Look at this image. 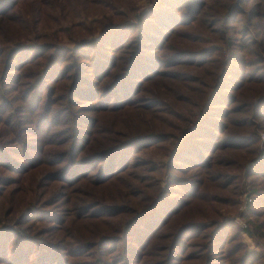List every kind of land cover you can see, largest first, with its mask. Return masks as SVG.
<instances>
[{"label": "trees", "instance_id": "16d2710c", "mask_svg": "<svg viewBox=\"0 0 264 264\" xmlns=\"http://www.w3.org/2000/svg\"><path fill=\"white\" fill-rule=\"evenodd\" d=\"M19 1L0 0V19ZM82 1L117 20L70 49L20 43L28 35L0 48V133L24 147L26 133H47L49 186L72 191L16 211L10 175L39 158L8 166L0 135V264H264V0H155L142 12L123 7L133 0ZM202 34L212 45L200 47ZM195 92L204 112L177 137L167 126L184 123ZM128 117L142 120L123 127ZM248 159L258 161L242 172ZM243 178L241 229L219 211Z\"/></svg>", "mask_w": 264, "mask_h": 264}, {"label": "rangeland", "instance_id": "374dc122", "mask_svg": "<svg viewBox=\"0 0 264 264\" xmlns=\"http://www.w3.org/2000/svg\"><path fill=\"white\" fill-rule=\"evenodd\" d=\"M154 2L155 0H133L131 2H123V7L126 8L133 4V7L135 10H137V12H142L144 9L151 7ZM83 4L84 3L82 0L19 1L16 7H14V9L9 12L7 16L0 19V48L6 49L7 47H10L13 43V37L15 39L17 36L22 37L28 35V37L23 39V42L20 43L35 44L38 43L37 39H39L40 36H45L46 38H44L43 41L56 39L58 44L70 49L76 42L74 39H93L100 33L101 24L117 20L115 19L116 12H112L110 9H108V12L100 13L99 10L101 9V6L95 4V2H93V6L95 5L94 7L89 5V7H92L94 10L91 9L90 13L85 14L83 8L85 6ZM237 5H239V3H237ZM120 10L123 11V9ZM10 32L13 34V36L10 34ZM202 36H204L203 40L205 43L200 47H209L212 45L205 34H202ZM252 37L255 38L254 34H252ZM203 89L204 87L202 90ZM197 90L199 91L200 88H197ZM152 93L155 97L157 91L152 90L147 97H150ZM191 102H193L194 105L189 112L187 110L183 114L184 123L173 120L167 126L171 127L172 132L177 137L189 127H191L196 121H199L201 112H204L203 97L199 92H195ZM36 117H38V114ZM158 117H160L159 119L162 121L165 116L160 115ZM34 118L35 117L31 116L27 122L30 120L34 122ZM122 120L126 121L125 119ZM141 120V117H128V121L122 122L121 125L123 127H126V125L136 127L141 122ZM160 120L159 123L161 122ZM25 127H34V125L31 123V125L27 124ZM62 127L63 126L53 127L51 130H59V128ZM249 130L251 129H245L243 131L246 132ZM60 132L61 133H56L55 139L66 136L65 134H62V131ZM256 132L259 140L258 144L260 147H263L264 139H262V137H264V131L261 129H256ZM0 135H2L4 139L8 140L5 141L6 143L4 145L7 150L4 155L8 156V158L12 160L10 164L9 162H5L8 166L12 168H19V164L27 166L29 163L28 158L30 156H33L37 159L39 158L38 161L32 162V164H35L33 166H29L24 172H16L10 175L11 177L9 178V182L11 185L7 187L6 191L4 192V196L6 202H8V204H13L16 211L21 209L25 212L28 208H33V205L30 202L37 200L43 196V194H46V190L49 193H59L61 197H67V195L72 192L71 191L68 193L65 187H60V183H53L49 186L50 178H54L53 176L51 177L54 170L51 166L53 163L52 161H49L52 156L45 150L47 141H41L43 138L48 136L47 133H44L43 135H36L32 134L31 132L26 133V141H24L27 144L26 147L22 146L20 143L14 144L15 139H10V135H4L2 132ZM173 140L175 141V137ZM38 147L39 149L37 150ZM22 152H24V155H22ZM166 159L167 157L164 154H159L155 158L156 161H165ZM257 161V159L246 160L242 172L245 171V168L253 165ZM17 162H19V164ZM48 172L51 173L47 175ZM1 173L3 175H9L10 171L5 168V170ZM44 177L48 178L44 180ZM164 180L165 176L163 175L161 184L164 183ZM2 186L5 187V185ZM248 190L249 183H247L246 179L243 178L238 194L235 197L231 195L233 196L232 204L221 207L219 211L222 218L235 220L241 229L249 228L250 226L249 203L251 200H249ZM242 224H245L246 227H244ZM71 226L73 231L78 234V224L74 223L71 224ZM242 240L247 244L248 247L254 248L253 239L248 237L243 232Z\"/></svg>", "mask_w": 264, "mask_h": 264}, {"label": "built area", "instance_id": "2783aa9c", "mask_svg": "<svg viewBox=\"0 0 264 264\" xmlns=\"http://www.w3.org/2000/svg\"><path fill=\"white\" fill-rule=\"evenodd\" d=\"M262 139H264V137H262ZM244 227H246V225L245 224H242Z\"/></svg>", "mask_w": 264, "mask_h": 264}]
</instances>
